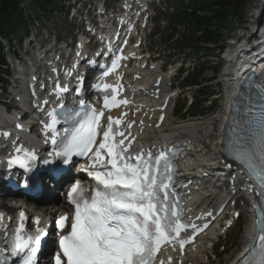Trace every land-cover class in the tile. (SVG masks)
Returning a JSON list of instances; mask_svg holds the SVG:
<instances>
[{
	"label": "snow or ice",
	"instance_id": "6c2138e0",
	"mask_svg": "<svg viewBox=\"0 0 264 264\" xmlns=\"http://www.w3.org/2000/svg\"><path fill=\"white\" fill-rule=\"evenodd\" d=\"M118 66L119 59L114 60L111 70ZM57 87L60 92L67 90ZM100 87L105 93L112 88L106 83ZM109 95L104 98L105 109L129 103L127 99L117 100L114 96L110 100ZM76 115L80 116V113ZM52 116V123L46 128L54 130L58 121L55 113ZM103 116V111L91 109L82 117L79 126L64 138L60 151L56 153L65 164L73 156L87 157L90 163L83 170L96 183L91 197L84 194L88 191L87 186L79 181L73 183L68 198L75 211L70 231L59 239L60 251L54 254L53 264H157V254L163 245L168 244L175 250L173 241H176L183 251L208 225L199 228L183 221V208L174 182L177 175L175 151L161 149L153 152L142 148L132 154L129 149L135 137L129 132L132 139L125 143L128 136L117 127L122 119L109 116L106 130L101 132ZM127 127L130 129L132 123ZM233 134L235 138L227 141V151L246 168L249 179L258 185V195L264 202V107L248 127L239 132L233 130ZM0 135L9 136L10 133ZM98 137H102L99 143ZM52 143L55 145L57 141L53 139ZM26 155L35 159L34 153ZM11 163L27 167L25 160L19 157ZM20 218L22 222L26 218L23 211ZM3 219L4 215L0 213V220ZM67 221V215L59 217L56 221L58 228L67 227ZM36 223L39 225V218ZM188 228L193 230V236L181 239V232ZM255 228L260 232L259 249H253V258H246L243 264H264V211L260 212ZM44 235L42 228L27 234L21 223L11 240L6 236L10 250L6 247L5 251L19 257L20 264H37L36 256ZM159 264H165L163 258ZM167 264H172L170 256Z\"/></svg>",
	"mask_w": 264,
	"mask_h": 264
},
{
	"label": "bare ground",
	"instance_id": "6f19581e",
	"mask_svg": "<svg viewBox=\"0 0 264 264\" xmlns=\"http://www.w3.org/2000/svg\"><path fill=\"white\" fill-rule=\"evenodd\" d=\"M28 5L30 4L28 3ZM147 5L148 3H142V4L134 3V6L132 5L130 6L131 8H134L136 10L135 11L136 15H139L145 9H147ZM253 7L254 5L252 6V8ZM262 8H264V0H257L255 9H252L251 11L260 12ZM131 22H133L132 19ZM145 31H146L145 29L142 31L141 36H146ZM137 38H141V37H137ZM137 44H139V41H137ZM250 46L252 48H257V45L254 42H251ZM142 48L143 47L141 45L140 49ZM136 51H137L136 56L142 57L141 55H139L138 52L139 49H136ZM261 61H264V57L259 62ZM142 63L143 62H141V60L138 59L134 63L133 67L131 68L128 66L123 67L124 71H122L123 76L127 77L126 78L127 84L130 87H136V90L138 91L141 90V93H143V95L140 96L141 97L140 101L145 103V106L141 107L137 114L138 118H136V126H135L136 128H135L134 137L137 140H139L141 143H148L150 145L164 143L171 140H178L179 137L181 138L185 137L190 147V152L186 157L185 161L190 165L199 164V163L200 164L209 163L219 159L222 151L221 138H222V129L224 128L226 123L225 117L222 115L220 116L217 115L215 118L211 117L206 119H189L186 121H176L173 120L174 118V115L172 114L173 108L172 105H170V100H169L168 105L165 106L163 110H160L161 112H164L166 114L165 119H163L162 123H160L159 120L157 121L156 117L161 112L157 111V109L159 108V106L163 105L164 101L159 102L158 100H156L155 97L151 96L155 93V90L157 88L149 89V87L151 86L149 85V83L151 81L153 72H159V71L162 72V70H160L161 66H158V64L154 63L155 68H153L151 64L147 63V69L144 70V68L142 67ZM151 67L153 69H151ZM134 70L142 71L140 72V75L143 78L141 81L133 82V74H131V72H133ZM225 70L227 71L228 69ZM170 76H171V70H168L167 72L164 73V75H162V79H164L165 81L166 88L161 90L163 91V95L166 94V96H170L171 92H173V90L169 89V86L171 85ZM168 79H170V81ZM40 86L31 87L30 90L28 91L29 93L27 94V96L26 94L23 95L22 101L24 102V107L31 109L32 106L38 102V97L40 96L41 93ZM231 92L232 90L229 88L227 90V96L231 95ZM163 95H161L160 98ZM20 113L21 111L18 114ZM17 119H18V115L14 113H9L8 111L4 112L0 110V125H5V124L11 125V122ZM213 120L215 121V123L212 122ZM36 124H38V122ZM214 124L216 126L212 130L211 127ZM22 125H24V123H22ZM158 126L161 127L158 128ZM216 127H217V133L216 135H214V130H216ZM37 136H38L37 133L34 134V137ZM16 137H20V135H17ZM221 171H223V169H219V172ZM192 179L195 180V177H192ZM192 179L190 177H187V180H190L191 184L186 186V192L189 195L190 210L195 206L212 207L217 203V201L219 200L225 201V199H227L228 196L220 190L219 186L218 187L214 186L220 180H215L212 182V184H204L202 182H199L198 179L192 182ZM226 182L227 183L230 182L233 185V188L237 186L243 188V183H241L236 178H230L228 180H225V183ZM0 190L4 191V189L1 186H0ZM59 204L61 207H66L64 200ZM229 204H231V200H229ZM0 207H3V205L0 204ZM11 207L15 211H23V212L26 211L25 208L22 206L12 205ZM46 208H48V211H43V207L36 206L32 209L33 212L35 213H31V211H26V213L28 214V216L30 215V217L34 216V218L57 214V209H55V207H46ZM16 215L17 214L13 215L12 218L14 219ZM251 232H252V226L249 225L247 227L246 234L244 235L243 240H247ZM221 234H222V228L220 224L214 225L207 232L206 235L200 238V240L195 245L188 247L187 254L185 256L178 257L175 253L171 252L170 254L172 258V264H180L179 263L180 259L183 260L182 264H210L212 260L209 258V256L210 255L212 256V249H213L210 247L211 241H213L212 240L213 238H219ZM238 256L239 253L225 264L236 263V261L239 260ZM42 261L46 262V259H42Z\"/></svg>",
	"mask_w": 264,
	"mask_h": 264
},
{
	"label": "rangeland",
	"instance_id": "374dc122",
	"mask_svg": "<svg viewBox=\"0 0 264 264\" xmlns=\"http://www.w3.org/2000/svg\"><path fill=\"white\" fill-rule=\"evenodd\" d=\"M256 4H257V0H248L247 1L246 7L244 9L243 24L246 23L247 18L249 17V14L252 12L251 10L255 9ZM253 5H254V7L252 8ZM158 7L161 10V14L159 16L156 14V17H155V20L153 23L154 33L152 34V37L150 38V40L147 43L148 46L150 47V49H152L154 51L155 55L161 54L162 57H165V58L169 59L171 62H175L176 64H179V62H181L183 59H186L187 62L189 63L188 66H190V67L194 66L195 67L194 71L196 73H198V70H201L203 66L208 67V69L205 70L204 73H202L200 79L202 81H204V83L202 85H205V84L208 85V91L215 89V86H213L212 88H209V85L211 84V83H209V81L211 78L214 77V73L211 70V67L216 63V61L210 60L213 57L212 54L209 57L204 56L205 52L209 51V53H210V49H211L212 45H207V49H205V48H201L200 45L199 46H192L196 43L195 41H193L192 43L189 44L191 46H188L186 43L191 39L190 36L193 35L192 31H190L188 33V27H189L188 22H186V23L185 22L184 23L178 22L177 23L176 16H175L177 8L175 6L171 9H167L164 6V4H162L161 7L158 4ZM165 25H168V27L164 28ZM237 26L238 25H235V27L233 26V28H236ZM241 27H244V26H241ZM175 28L177 30H174ZM221 33H222V36L224 38V41L222 42V44H224V45H227V43L230 42L229 37L231 35L235 34L234 30H231L230 28L222 31ZM184 35L188 37V40L185 38ZM206 50H208V51H206ZM216 52L217 51L215 49L214 54ZM180 82L181 81L179 79L176 81V83H179L181 86H183ZM186 90H188V91H186ZM197 90H199V86L187 88L184 91H185V95L187 97H189L188 95H191L195 99V97L199 93V92H197ZM202 94L203 95L199 98L201 100H203V98H204L203 96L205 95L204 93H202ZM182 102H183V97H181V100L179 101V103L182 104ZM183 105H186V104H183ZM172 114L174 115V113H172ZM175 114H176V112H175ZM214 115L212 116V118H215L217 116L216 114H214ZM207 118H211V117H207ZM196 119H198V118H196ZM200 119H206V117L200 118ZM174 120L186 121L189 119H179V118L175 117V115H174ZM212 122L215 123L214 120ZM215 126L216 125L214 124L211 127V129L213 130L215 128ZM217 127H218V125H217ZM217 127H216V130H214V135H216V133H217ZM216 139H217V136H216ZM239 206H241V208H242L244 205L240 204ZM5 207L11 208L10 205L9 206L5 205L4 208ZM37 208H39V207H37ZM43 211H48V208L43 207ZM247 222H248L247 213L243 209V214L241 215L239 222L233 227V229L230 230V232L228 234V236H230L229 239H232L233 236H235L238 231H242L240 241L238 242L236 247L229 249L225 253H222L221 257H218L219 258L218 260H213L214 262L218 263L219 260L224 261L227 256L235 255L237 253L238 249L244 243L243 235H245V233H246ZM221 243H223V240L221 241ZM230 260L231 259H229L228 262ZM210 264H215V263H213L211 261Z\"/></svg>",
	"mask_w": 264,
	"mask_h": 264
},
{
	"label": "trees",
	"instance_id": "16d2710c",
	"mask_svg": "<svg viewBox=\"0 0 264 264\" xmlns=\"http://www.w3.org/2000/svg\"><path fill=\"white\" fill-rule=\"evenodd\" d=\"M21 0H0V34L15 33L23 24L24 16L20 8ZM32 6H47L57 0H27ZM183 19L188 15L190 41L198 44H220L223 42L221 31L229 29L232 24L244 17L248 0H176ZM237 21V22H236ZM188 46L190 42L186 43ZM3 62L0 45V64ZM203 71L200 72L202 74ZM200 74L194 76L190 83H196Z\"/></svg>",
	"mask_w": 264,
	"mask_h": 264
}]
</instances>
